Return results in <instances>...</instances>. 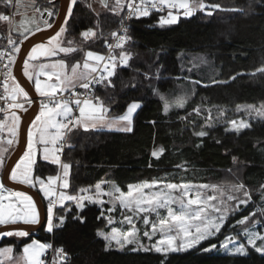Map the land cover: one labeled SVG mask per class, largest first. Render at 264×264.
<instances>
[{"label":"trees","instance_id":"obj_1","mask_svg":"<svg viewBox=\"0 0 264 264\" xmlns=\"http://www.w3.org/2000/svg\"><path fill=\"white\" fill-rule=\"evenodd\" d=\"M113 2L107 0L108 7L96 14L92 0H77L64 26V39L82 45L63 58L77 54L74 60L84 50L104 52L127 9L113 12ZM204 2L220 4L223 10H212V15L199 10L191 17L180 15L175 24L159 22L168 9L128 20L123 50L131 53L129 66L117 67L111 78L113 86L95 84L91 94L104 102L109 115L121 114L133 101L141 107L134 113L131 132L77 128L67 134L62 163L71 165L68 194H78L81 188L102 181L124 191L129 184L156 178L173 183L216 182L238 168L242 183L254 190L264 229V119L251 121L249 128L239 132L228 125L229 120L245 113L243 107L264 105V73L256 71L264 67V0ZM58 5L57 0H35L41 11L49 9L54 14ZM7 12L8 7L0 2V13ZM1 26L2 22L0 47ZM89 28L96 36L85 42L81 33ZM161 95L170 105L185 97L184 108L173 106L165 115ZM197 106L200 115L192 111ZM185 116L187 119H181ZM201 130L207 135H194ZM159 148L164 152L157 159L152 152ZM36 161L34 176L45 178L60 170L59 165L40 157ZM64 203V210L59 206L55 210L52 232L43 226L26 237L0 236V248L12 245L20 252L24 243L36 238L51 244L48 259L56 256L55 249H64L68 255L57 264H264V254L252 247L247 255L221 252L216 237L179 252L132 251L131 246L121 250L113 245L106 250L107 242L97 232L109 230L103 207L109 204L85 202L83 209H78L74 201ZM60 216L65 217L63 226H58ZM76 216L83 223L73 219ZM213 244L216 248H209Z\"/></svg>","mask_w":264,"mask_h":264},{"label":"snow or ice","instance_id":"obj_2","mask_svg":"<svg viewBox=\"0 0 264 264\" xmlns=\"http://www.w3.org/2000/svg\"><path fill=\"white\" fill-rule=\"evenodd\" d=\"M0 2L4 3L6 8L13 6V0H0ZM76 3L77 0H70L66 9L67 17H71L73 6ZM101 3L104 7H108L107 0H101ZM15 7L17 14H19L20 8L25 9L24 19L16 24L10 15L0 13V22H6L12 28L18 29L24 40L28 39L25 33L32 32L31 25H35V31H41L37 17L26 15V10L32 8L34 13H39L40 17H43L40 8L35 6V0H15ZM125 7L128 9L129 17L148 16L152 9L160 11L168 9L167 16L160 18L161 25L177 23L180 14L184 17H191L198 10L204 11L208 15L213 14L212 11H208L209 8L223 10L220 4L208 5L204 0H138V2L137 0H115L112 11H123ZM45 11L48 12L49 16L54 15L49 9H45ZM43 23L46 28L53 27L47 20H43ZM66 23L67 18L65 19ZM65 32L66 28L60 27L47 45L38 44L34 46L28 54V60L24 61V75L30 81L34 79L36 93L40 97L46 98L47 102H42L40 113L33 122V127L27 133L28 150L15 166H8L6 161L8 147L13 146L19 137L20 117L14 110H26L24 103L31 104L32 101L28 92L15 82L14 76H11V64L14 62L15 56L8 55V63L3 66L5 69L2 82L4 95H0V99H3L6 105L4 108H0V112H5L6 115L4 119H0V133L6 130L10 138H7L6 141L0 140V142H6L8 146L0 148V172L19 184L30 187H36L39 184L38 190L43 193L44 198L48 201L47 230L49 232H52L54 228L53 217L57 206L64 210L65 201H74L78 209H83L84 201L101 206L105 203L110 204L111 206L107 209L109 213L106 216L107 225L112 226L118 223L119 226H112L107 232L98 230L97 235L107 242L106 250L114 243L121 250L128 245H133L132 251L143 250L147 252L154 250L157 253L186 251L219 233L229 215L235 212L241 204L246 206L251 200V195L243 183L232 185L225 190L215 184L173 183L156 178L151 181L129 184L127 191L114 184L110 188H106L104 185L108 183L107 181L96 183L94 191L86 188H81L78 194H68L64 191L70 186L68 177L71 168L69 163H62L60 157L66 134L77 128H83L84 131L107 128L108 130L131 132L133 114L141 107L139 102L133 101L127 106V110L123 114L109 117L110 109L104 105L99 97L80 99L83 94L75 91L77 87H80L87 92L93 83L106 82L108 86H113L111 78L116 74L117 67H128L132 58L131 53L123 50L128 40L126 34L120 35L116 32L111 34L116 39V43L108 46L110 52L107 57L89 50L85 52L82 64L77 60L69 65L65 59H57L48 64L30 63V61H35L40 57L51 58L61 53L67 55L78 51L76 47L62 46L61 36ZM81 36L87 41L94 38L96 32L89 28L83 31ZM9 44L13 46V53L20 51L19 46L10 37ZM68 44L72 45L73 42L68 41ZM116 48L122 49L118 56L112 55L111 52ZM3 58L4 54L0 53V59ZM256 71L264 73V67ZM41 77L45 79L42 80ZM145 77L148 78L147 74ZM10 79L12 81L11 87L9 86ZM232 79H235V76ZM160 99L163 102L165 115L173 106L184 108L186 103L185 97H179L175 105H170L162 95ZM244 110L248 111L249 115L254 112L258 117H264V105H261L260 108L248 105ZM77 111L78 115L75 114ZM192 111L200 115L201 108L197 106ZM220 115H224L223 111ZM181 119H187V117H181ZM209 119H212L210 110ZM228 123L233 126V130L236 132L242 128L250 127V124L244 120H240L238 123L234 119ZM194 135L204 137L207 132L201 130L195 132ZM36 145L42 146L43 161H50L62 167V175L48 176L47 182L39 176H34V165L37 162L35 158ZM163 152V148L153 150L152 156L159 159ZM233 159L235 160V157ZM105 196L108 197L107 201L103 199ZM233 201L236 202L234 205L229 203ZM117 210L121 215L119 221L111 215ZM67 211L70 212L71 209H67ZM261 211L264 212V209ZM255 215L256 212H251L237 220L236 224L246 225ZM73 219H78L83 223L81 217L76 216ZM39 222L40 212L33 197L24 192L6 189L4 183L0 182V226L19 223L35 225ZM64 223L65 217L60 216L58 226H63ZM138 223L145 226L142 235L137 227ZM256 223L259 221H254L253 227ZM125 225L127 228L124 227ZM242 233L246 238V243L237 244L234 237L228 236L221 247L228 251L229 244H232L233 248L230 254L233 255H247L248 246L254 248L256 252L264 254V234L252 230V227L243 228ZM2 235L26 237L29 233L24 230H16L5 231ZM157 235L159 238L153 243V238ZM143 238H147L149 245L144 244ZM50 247L51 245L36 240L25 245L22 249L25 264H45L43 257ZM211 248H216V245H211ZM13 250L12 246L5 247L0 250V255L8 258ZM209 250L204 249V251ZM55 253L53 264H57V261H64L68 255L62 247L55 249Z\"/></svg>","mask_w":264,"mask_h":264},{"label":"rangeland","instance_id":"obj_3","mask_svg":"<svg viewBox=\"0 0 264 264\" xmlns=\"http://www.w3.org/2000/svg\"><path fill=\"white\" fill-rule=\"evenodd\" d=\"M69 3H70V0H69ZM114 3H115V2H113L112 5H114ZM205 3L208 4V5H211V4L207 3V2H205ZM68 6H69V5H68ZM91 8H92L93 13L98 14V13H100V11H102V10L104 9V6H103V4L101 3V0H92ZM15 9H16V7H15V0H13V6H12V7H8V12H7V14L10 13L11 10H15ZM58 9H59V5H58ZM212 10H213V9H211V8L208 9V11H212ZM31 12H32V11H31ZM31 12H30V13H31ZM43 12H44V11H43ZM57 14H58V10H57L56 13L54 14V17H53L52 20H49V16H48L49 23H51L52 25L54 24V22H55V20H56ZM174 14H175V12H174ZM180 15H182V14H180ZM15 16H16V15H15ZM17 16H18V15H17ZM66 18H68L67 15H65L64 20H63V22L61 23L60 27H64V26H65V19H66ZM44 27H45V26H44ZM60 27H59V28H60ZM1 28L3 29V30H2V33L6 32L5 29L7 30V28H8V23H6V22H2V26H1ZM59 28L57 29V31L59 30ZM2 33H1V34H2ZM55 33H56V32H55ZM55 33H54L52 36H54ZM52 36H51L49 39H46V40L43 41V42H40V43L35 44L34 46H36V45H38V44H45V45H47V44H48V41L52 38ZM11 39L14 40V41L16 42V45L19 46V48L21 49L22 44H23V43H21V40H23V42H24V39H23V38H18V37L15 36L14 34H13V37H12ZM61 39H62V42H63V45H62V46H66V47H75V46H78V45H79V47H81V45H82V42H81V43H78V42H75V41H73V40H70V41L73 42V44H72V45H69V44H68V41L64 39V33L62 34ZM92 39H94V38H92ZM84 41H85V40H84ZM87 41H88V40H87ZM85 42H86V41H85ZM34 46H32V47L28 50V52L26 53V55L24 56V59H23V62H22V73H23V74H24V61H25V60H28V54L31 52V49H32ZM87 51H89V50H84V52L82 53L81 57L76 58V59H74V60H72V59H73L77 54L73 55L72 58H71V55H69L68 58H63L62 55H65V54L61 53V54H59L58 56H56V57H51V58L40 57L39 59H37V60H35V61H30V63H32V64H37V65H38V64H48V63H51V62H53L54 60H57V59H65V61H66L69 65L75 63L77 60H79V61L81 62V64H82V63H83V60H84V54H85V52H87ZM91 51L96 52V53H99V52L94 51V50H91ZM104 51H105V50H104ZM120 52H121V51H120ZM120 52L118 51V54H119ZM103 53H104V52L99 53V54H102V55H103ZM18 54H19V52H18V53H13V55L15 56V60H14V61H16V59H17V57H18ZM70 59H71V60H70ZM13 68H14V62H13ZM12 70H13V69H12ZM11 73H12V72H11ZM41 79L43 80V79H45V78H44V77H41ZM15 82H16V80H15ZM32 82H33V84H34V79L32 80ZM16 83H17V82H16ZM9 86H10V87L12 86V81H11V79L9 80ZM34 86H35V85H34ZM3 91H4V89H3ZM37 94H38V93H37ZM38 97H40L39 94H38ZM89 99H93V98H89ZM42 102H47V100H46V101H42ZM42 102H40V107H41ZM25 103H27V102H25ZM25 103H24V104H25ZM131 103H132V102H131ZM131 103H129V104H131ZM129 104H128V105H129ZM128 105H127V106H128ZM260 106H261V105H259V106H255V107H256V108H260ZM73 107L75 108L74 105H73ZM243 109H246V107H243ZM126 110H127V107H126V109H125L121 114H123ZM39 113H40V110H39V112L37 113V115L33 118V120L31 121V123H30V125H29V127H28V129H27V133H28V130H29L30 128L33 127V122L36 120V117L39 115ZM121 114H119V115H121ZM77 115H78V111H77ZM108 115H109V114H108ZM116 116H118V115H109V117H116ZM133 116H134V114H133ZM3 119H4V118H3ZM260 119H264V117H258L254 112H253L251 115H249L248 111H246V110H245V113H244L242 116H240V117H238V118H235V120H237L238 123H239L240 120H244V121H247L248 123H250L251 121H256V120H260ZM232 120H234V119H232ZM229 121H231V120H229ZM9 122H10V121H9ZM228 125L230 126V128H233V126H232L231 124L228 123ZM102 129H107V128H102ZM112 130H115V129H112ZM67 134H68V133H67ZM67 134H66V136H65V140L67 139V136H68ZM7 138H10V137L8 136L6 130H5V132L0 133V140L6 141ZM64 142H65V141H64ZM16 143H17V141L14 142L13 146L8 147V146L6 145V142H0V148L8 147V154H6V160H7V158L9 157V155L11 154V152L14 150V148H15V146H16ZM35 147H36L35 158H36V159H37L38 157L42 158V156H43L42 146H40V145H36ZM27 150H28V136H27L26 147H25V151H24V153H25ZM24 153L22 154V156L24 155ZM22 156H21V157H22ZM21 157H20V158H21ZM60 157H61V161H62V152L60 153ZM20 158H19V159H20ZM18 161H19V160H18ZM18 161H17V162H18ZM17 162H16V163H17ZM16 163H15V164H16ZM14 166H15V165H14ZM59 167H60V170H59V172H58L57 174H55V175H49V176H56V175H58V174L62 175V167H61L60 165H59ZM1 173H2V172H0V174H1ZM47 177H48V176H46L45 178H42V179H44L45 182H47ZM240 178H241V177H240V169L235 168V170H233L232 172H228L227 174H224V176H223V177L221 178V180H219V181H216V182H215V181H210V182H207V183H194V184H209V185L215 184V185H219V186L223 187L225 190H227V189H229L232 185H238V184L242 183V181H241ZM0 182H2V181H1V175H0ZM140 182H142V181H140ZM140 182H137V183H140ZM137 183H134V184H137ZM113 184H114V183L110 182V183H107L106 185H104V187H106V188H110ZM94 186H95V185H94ZM94 186H93V187H90V188H86V189H91L92 191H94ZM36 187L39 189V184H37ZM5 188H6V189H11V188H9V187H7V186H5ZM11 190H13V189H11ZM246 190L249 191V193H250V195H251V200L249 201V203H248L246 206L243 205V204H241V205L239 206V208H238L235 212H232V213L229 215V217H228L227 221L225 222L224 226L222 227L221 231H220L219 233H217L216 235L212 236V237H216V238H217V240H216L217 243H216V244H219V246H220V251L223 252V253H229V254H230V252H231V250H232V248H233V245H232V244H229V246H228L229 250H228V251H226L223 247H221V245L225 242V238L228 237V236H232V237H234L235 240H236V243H237V244H239V243H241V242L246 243V238L244 237V235H243V233H242V229H243V228H246V227H252V230H254V231H260L262 234H264V229H263V227H262V222H261V218H260L261 213L259 212L260 207H259V205L257 204L256 200L253 198L254 190H251V189H249L248 187H246ZM13 191H14V190H13ZM64 191L67 192V189L64 190ZM125 191H127V189H126ZM40 193H41V192H40ZM67 193H68V192H67ZM261 193H262V195H263V197H264V192H261ZM41 196H42V198H43L45 201L47 200V199L44 198L43 193H41ZM241 198H243V197L241 196ZM103 199H104L105 201H107V200H108V197L105 196V197H103ZM85 202H88V201H84V203H85ZM5 203H7V201H5ZM229 203L234 205L236 202L233 201V202H229ZM108 206L110 207L111 205L109 204ZM57 207H58V206H57ZM103 207H104V213H105V218H106V216L109 215V213L107 212V209H108L109 207H107V206H103ZM246 210H247V211H246ZM243 211H246L247 214L237 216L238 213H242ZM251 212H256V215L253 216V217H251V219L249 220V222H248L246 225H237V224H236V221H237V220L241 219L243 216L249 215V213H251ZM111 215H112L117 221H119V220L121 219V215H120V213H118V214H113V213H111ZM254 221H259V223H256V224L254 225V227H253V222H254ZM105 223L107 224L106 220H105ZM112 226H119V224L117 223V224L112 225ZM112 226H109V230H108V231H110V228H111ZM124 227L127 228V225H125ZM137 227L140 229V232H141V235H142L143 231L145 230V226H144L142 223H138V224H137ZM44 228L47 230V218H46V221H45V224H44ZM47 231H48V230H47ZM0 236H3V235L0 234ZM14 236H15V235H14ZM16 237H17V236H16ZM158 238H159V236L157 235V237H154V238H153V241H152V242L154 243L155 240L158 239ZM33 240L39 241V242H41V243H47V244L51 245L49 242H46V241H40V240H38V239H36V238H31L29 241H27L26 243H24L23 247H24L25 245H27V244H30ZM143 242H144V244H145L146 246L149 245V241L147 240V238H143ZM258 243H259V242H258ZM216 244H215V245H216ZM8 246H12V245H5V246L1 247L0 250H2V249L5 248V247H8ZM113 246H115L116 248H119V247L116 246L114 243H113ZM128 246L133 247V245H128ZM12 247H13V246H12ZM23 247H22V249H23ZM248 247H250V246H248ZM248 247H247V249H248ZM209 248H211V246H210ZM13 249H14V247H13ZM189 249H190V248H189ZM50 251H51V247L47 250L45 256L43 257V259L45 260V264H53V259H54L55 256H53V258H51V259H48V256H47V255L50 253ZM169 252H171V251H169ZM176 252H179V251H176ZM167 253H168V252H167ZM55 255H56V254H55ZM0 262H1L2 264H25L24 259H23L22 250H21L20 252H16L15 250H13V253L9 254V257H8V258H5L4 256L0 255Z\"/></svg>","mask_w":264,"mask_h":264},{"label":"water","instance_id":"obj_4","mask_svg":"<svg viewBox=\"0 0 264 264\" xmlns=\"http://www.w3.org/2000/svg\"><path fill=\"white\" fill-rule=\"evenodd\" d=\"M57 1L59 3V9H58V14H57L56 20H55V22L53 24V27L52 28H47V29L43 30L42 32L34 33L35 32V25H31L32 32L25 33V35L28 36V39L24 40V42L22 44V47H21V49L19 51L18 57H17V59L15 61V64H14V72L16 73V75L18 77H21L20 76V72H21V68H22V62H23L24 56L26 55V53L30 49V47H32L33 45H35L37 43L43 42L47 38L52 36L57 31V29L60 27L61 23L63 22L64 17L66 15V9H67V7L69 5V0H57ZM23 10H25V9H23ZM27 10H32L31 13H27L26 12V15L28 17H31V16L35 15L37 17V23L40 25V28L42 26H45L44 23H43V20H47L48 19L49 15H48L47 12H45V11L42 12L43 13V17L41 18L40 14L39 13H34L32 8H28ZM16 12H17V9H16ZM24 14L25 13H22L19 16V19L14 20V22L16 24H19L20 21L22 19H24ZM12 33L15 36L23 37V36L20 35V31L18 29H16V28H12ZM24 125L25 124H22V130H21V133H20V140H19L18 145L11 152V154L9 155V157L6 160L8 166H14L15 163L17 162L18 158L20 157L22 151H23L24 143H25V129H24ZM2 180H3L4 185L9 187V188H11V189L25 191V192L30 193L31 195H33L36 198V201L38 202V205H39L40 209L42 210V206L40 205L36 194H34V192L29 187H27V186H25L23 184L16 183V182L8 179L3 173H2ZM40 224L41 225H36V226H34V225H24V224H20V223L16 224V225H3V226H0V234H2L5 231H16V230H24V231H27L28 233H33L36 230H38V229H40L41 227L44 226V220H42V223H40Z\"/></svg>","mask_w":264,"mask_h":264},{"label":"built area","instance_id":"obj_5","mask_svg":"<svg viewBox=\"0 0 264 264\" xmlns=\"http://www.w3.org/2000/svg\"><path fill=\"white\" fill-rule=\"evenodd\" d=\"M137 2H138V0H137ZM23 9L24 8H20L19 9V14H17L16 9L15 10H11L10 13H8V15H10L12 17L13 21L17 20V19H19V16L22 13H25V10H23ZM153 10H156V9H152L151 11H153ZM31 11L32 10H27L26 12L30 13ZM41 12H43V11H41ZM131 17H134V16H131ZM131 17L128 16V9H126V11H125V13H124V15H123L118 27L113 32H116V33H118L120 35H125V30H126V27H127V23H128V20ZM5 31L6 32L2 33V35H1L2 44H1V47H0V53L4 54V58L0 59V95H4L3 83L2 82H3V79H4L5 69H4L3 66L8 63V55L9 54L13 55V51H12L13 46L11 44H9V37L10 38L13 37L11 25L8 24V28H7V30L5 29ZM115 43H116V39L114 37H112V35H110L109 39L106 41L105 51L103 53L104 56L107 57L109 55L110 49H109L108 46L109 45H114ZM118 51H119V48L111 50L112 55H117L118 56ZM12 69H13V63L11 64V72H12ZM95 84L96 83H93L91 88L87 92L83 88L77 87L75 89V91L83 94V95L80 96V99H84L85 97L93 98L92 94H91V90H92V88H93V86ZM65 95H68V94L65 93ZM38 101L39 102L46 101V98L38 97ZM5 106H6L5 105V101L3 99H0V108H4ZM75 114H77V112ZM5 115H6L5 112H0V119H3L5 117ZM64 144H65V142L63 143V147H64ZM47 204H48V201L46 202V205Z\"/></svg>","mask_w":264,"mask_h":264},{"label":"crops","instance_id":"obj_6","mask_svg":"<svg viewBox=\"0 0 264 264\" xmlns=\"http://www.w3.org/2000/svg\"><path fill=\"white\" fill-rule=\"evenodd\" d=\"M47 29L46 27L42 26L41 27V31H35L34 33H37V32H42L43 30ZM51 37V36H50ZM49 37V38H50ZM20 38H23V37H20ZM47 38V39H49ZM34 46V45H33ZM31 48V47H30ZM28 52V51H27ZM14 64H15V61H14ZM14 70V68H13ZM20 76L21 77H18L16 75V73L14 72V77H15V80L17 83L20 84L21 87H23L25 89V91L28 92L29 94V98L30 100L32 101L31 104H28V103H25L24 104V108L26 110H14L16 111V114L20 117V122H19V137H18V140H17V143H16V146L18 145L19 143V140H20V133H21V130H22V124H25L24 125V129H25V143H24V148H23V151L20 155V157L22 156V154L24 153L25 151V147H26V141H27V129L31 123V121L33 120V118L37 115V113L39 112L40 110V102L38 101V94L36 93L35 91V86L33 84L32 81H30L23 73H22V68H21V72H20ZM25 82V83H24ZM9 111H13V110H9ZM5 118V117H4ZM10 121V120H9ZM15 146V148H16ZM14 148V149H15ZM19 157V158H20ZM18 158V160H19ZM17 160V161H18ZM1 175V181L3 183V180H2V173L0 174ZM24 185V184H23ZM27 187H29L33 192L34 194H36L37 198H38V201L40 203V205L42 206V210L40 209L39 205H38V202L36 201V198L31 195L30 193H27L25 191H21V190H14V191H19V192H24L30 196L33 197L34 201H36L37 203V208L40 212V222L38 224H35L34 226L36 225H41L40 223H42V220H44V224H45V221H46V218H47V205H46V202L47 200L45 201L42 196H41V193L40 191L38 190L37 187H30L28 185H25ZM22 224V223H20ZM19 237V236H17Z\"/></svg>","mask_w":264,"mask_h":264},{"label":"flooded vegetation","instance_id":"obj_7","mask_svg":"<svg viewBox=\"0 0 264 264\" xmlns=\"http://www.w3.org/2000/svg\"><path fill=\"white\" fill-rule=\"evenodd\" d=\"M17 37H18V36H17ZM18 38H20V37H18ZM11 76H14V70H12Z\"/></svg>","mask_w":264,"mask_h":264}]
</instances>
